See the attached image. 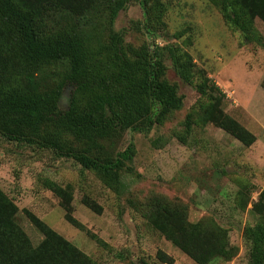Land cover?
I'll return each instance as SVG.
<instances>
[{
    "label": "trees",
    "instance_id": "1",
    "mask_svg": "<svg viewBox=\"0 0 264 264\" xmlns=\"http://www.w3.org/2000/svg\"><path fill=\"white\" fill-rule=\"evenodd\" d=\"M129 0H0V135L9 141L49 149L93 171L110 189L123 187L122 170L135 154L134 143L117 150L125 131H150L183 107L185 96L166 78L165 52L178 74L200 93L185 120L187 143L194 123H212L245 146L257 135L223 107L226 93L194 61L182 43L134 46L115 29ZM227 24L249 41L258 37L254 23L264 21V0H210ZM144 27L163 25L166 0H141ZM180 38V36H179ZM185 44L191 41H184ZM71 87L68 106L61 107ZM216 92V93H215ZM194 114L198 120H195ZM44 185L59 197L65 219L101 243L102 239L73 215V186L51 178ZM250 193L239 191L237 205L248 206ZM83 202L101 212L99 204ZM135 211L197 264L231 261L240 246L214 217L189 219L188 205L154 194L131 204ZM19 207L0 187V264H97L93 258L28 209L24 211L43 233L34 245L17 219ZM257 217L244 229L250 264H264V188L251 208ZM157 258L174 264L158 250Z\"/></svg>",
    "mask_w": 264,
    "mask_h": 264
},
{
    "label": "rangeland",
    "instance_id": "2",
    "mask_svg": "<svg viewBox=\"0 0 264 264\" xmlns=\"http://www.w3.org/2000/svg\"><path fill=\"white\" fill-rule=\"evenodd\" d=\"M166 2L163 25L152 23L147 32L141 0H129L116 19L115 29L134 46L147 43L154 47L153 42L159 46L185 45L196 64L226 93V112L255 133L256 142L245 146L221 127L194 123L192 135L183 143L178 135L185 133L187 115L202 98L196 87L178 74L165 52L166 78L178 84L179 92L185 96L184 104L164 124L154 125L150 131H125L117 150L133 142L136 151L122 170L123 187L119 193L74 159L0 135V187L19 207L17 219L34 245L41 243L44 235L24 209L97 264H167L157 258L158 250L174 257V264H197L131 205L160 194L186 203L190 221L214 217L229 229L230 241L240 246L239 254L231 261L209 264H250L243 233L245 226L257 220L251 208L264 188V21L255 19L258 37L249 41L239 29L225 22L219 7L210 0ZM70 90L68 87L64 91L62 108L68 106ZM193 118L198 120L195 114ZM44 178L64 186L72 184L73 215L99 236L101 243L65 219L59 197L45 187ZM239 191L250 193L244 209L236 203ZM85 197L96 201L101 212L89 208L83 202Z\"/></svg>",
    "mask_w": 264,
    "mask_h": 264
},
{
    "label": "crops",
    "instance_id": "3",
    "mask_svg": "<svg viewBox=\"0 0 264 264\" xmlns=\"http://www.w3.org/2000/svg\"><path fill=\"white\" fill-rule=\"evenodd\" d=\"M228 97H230L229 95H228ZM240 103V102H239ZM238 105V104H237ZM240 105V104H239ZM233 106V105H232ZM241 106V105H240ZM242 107V106H241ZM239 120V119H238Z\"/></svg>",
    "mask_w": 264,
    "mask_h": 264
}]
</instances>
